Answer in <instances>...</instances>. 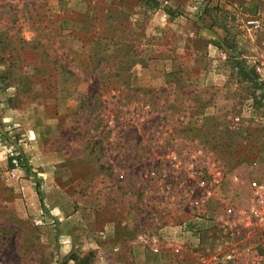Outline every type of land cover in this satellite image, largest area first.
<instances>
[{
	"label": "rangeland",
	"instance_id": "374dc122",
	"mask_svg": "<svg viewBox=\"0 0 264 264\" xmlns=\"http://www.w3.org/2000/svg\"><path fill=\"white\" fill-rule=\"evenodd\" d=\"M256 15L264 0H0V264H199L145 238L187 216L196 164L231 201L264 182V138L229 121L257 98L237 66Z\"/></svg>",
	"mask_w": 264,
	"mask_h": 264
},
{
	"label": "built area",
	"instance_id": "2783aa9c",
	"mask_svg": "<svg viewBox=\"0 0 264 264\" xmlns=\"http://www.w3.org/2000/svg\"><path fill=\"white\" fill-rule=\"evenodd\" d=\"M244 29L251 49L240 61L253 75L257 98L247 101L229 121L234 129L264 132V19L256 15L246 21ZM191 157L192 161L206 159L200 150ZM165 159L173 169L180 168L178 155L171 153ZM198 166L196 164L192 170V176L201 188L186 190L185 200L179 206L188 212L187 216L182 213L175 227L161 230L157 236H147L146 242H152L151 252L160 251L157 240L174 241L175 254L189 253L199 264H237L242 261L264 264V182L247 181L244 195L238 197L243 180L239 174L234 175L230 184L238 198L231 201V197L220 192L223 182L220 174L206 171L204 177ZM211 206L215 207L216 213L207 212ZM204 241L208 242L206 247Z\"/></svg>",
	"mask_w": 264,
	"mask_h": 264
},
{
	"label": "trees",
	"instance_id": "16d2710c",
	"mask_svg": "<svg viewBox=\"0 0 264 264\" xmlns=\"http://www.w3.org/2000/svg\"><path fill=\"white\" fill-rule=\"evenodd\" d=\"M237 66L240 67V70L244 73V75H246L250 79V81L255 85L252 73L248 71L241 62L240 63L238 62ZM235 130L241 134L242 141H245V142L258 143V142H261L264 138V132H261L258 130L252 131L250 129H243V128L235 129Z\"/></svg>",
	"mask_w": 264,
	"mask_h": 264
},
{
	"label": "crops",
	"instance_id": "0c3cea01",
	"mask_svg": "<svg viewBox=\"0 0 264 264\" xmlns=\"http://www.w3.org/2000/svg\"><path fill=\"white\" fill-rule=\"evenodd\" d=\"M137 241L134 240V237L128 238V253L133 258L141 259L143 258L145 260V252L144 249L136 244ZM116 253L119 252V248L114 250Z\"/></svg>",
	"mask_w": 264,
	"mask_h": 264
}]
</instances>
